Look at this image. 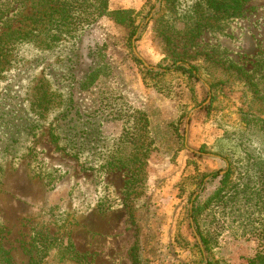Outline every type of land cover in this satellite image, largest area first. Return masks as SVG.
Wrapping results in <instances>:
<instances>
[{
  "label": "rangeland",
  "instance_id": "obj_1",
  "mask_svg": "<svg viewBox=\"0 0 264 264\" xmlns=\"http://www.w3.org/2000/svg\"><path fill=\"white\" fill-rule=\"evenodd\" d=\"M127 3L141 6L133 9L141 11L146 0ZM192 3L171 0L162 6L161 0L157 2L150 17L161 7L164 18L157 26L164 22V28L169 29L168 46L155 35L153 21L133 44L136 55L152 67L171 66L173 55H181L183 61L197 66L201 81H188L176 71L155 79L156 90H147L127 48L107 41L104 62L111 67L109 76L77 98L84 110L92 111L99 98L115 90L144 112L152 125L160 120L171 122L179 111L187 113L179 126L186 148L179 151L176 137L164 135V129L154 131L161 138L148 154L145 189L135 200L137 208L141 206L136 218L143 238V257L149 264H185L194 258L183 241L189 236V200L199 196L201 204L214 193L219 178L202 183L199 178L224 172L227 161L233 171L225 200L230 219L219 228L209 224L211 212L207 210L202 216L211 226V238L216 239L211 242L210 258L220 264H250L257 253L264 251V136L246 131L238 109L250 105L264 113V0H248L240 15L214 22L197 38L187 36L181 19L182 11ZM26 6L24 0H0L6 13L0 35L20 25V15L23 11L27 14ZM102 27L98 22L91 35L80 40L83 48L91 39L103 43L106 36L120 37L115 25L117 35L106 34L100 39L97 29ZM146 33L162 55L155 66L136 51V42ZM64 44L50 50L16 45L0 58V248L13 264L41 259L40 244L47 240L62 250L71 243L75 251L88 256L91 264H131L129 250L135 227L130 225L124 208L125 171L102 173L91 169L50 141L58 97L53 95L46 105L41 86L48 74L49 78L65 75L63 61L68 46ZM118 47L126 50L125 56L108 55L110 49ZM133 78L142 84V95L133 90ZM219 81L224 83L212 92L204 84ZM170 111L175 116L167 120L162 112L168 115ZM106 129L110 134L117 132L119 124H107ZM199 149L207 154L192 153ZM51 257L52 253L40 264H53Z\"/></svg>",
  "mask_w": 264,
  "mask_h": 264
},
{
  "label": "trees",
  "instance_id": "obj_2",
  "mask_svg": "<svg viewBox=\"0 0 264 264\" xmlns=\"http://www.w3.org/2000/svg\"><path fill=\"white\" fill-rule=\"evenodd\" d=\"M158 1L146 0L144 10L135 11L113 10L110 8V0H24L27 3L24 7L27 14L23 11L20 15V25L16 28L10 27L7 33L0 35V58L9 54L16 45H32L50 50L58 44H67L68 49L63 61L65 75L59 77L51 75L49 78L48 74L46 76L48 80L41 86V96L46 105L53 95L58 97V109L52 116L49 129L50 141L56 147L82 159L91 169L93 167L102 173L125 171L124 208L130 225L135 227L134 242L129 250L131 264H149L148 259L143 257L142 235L138 230L136 218V212L141 206L137 208L135 200L145 189L148 154L154 149L156 140L161 138V135L157 136L154 131L159 133L160 129H164V135L170 133L176 137L179 151L186 148L185 138L179 134V126L187 113L179 111L171 122L164 123L160 120L152 125L144 112L127 103L115 90H108L105 96L99 98L92 111L84 110L77 97L91 91L101 78L109 76L111 67L104 62L109 44L107 41L127 48L131 58L140 68L147 90H156L155 79L176 71L186 76L188 81H201L197 66L183 61L181 55H173L174 61L171 66L152 67L134 53L133 40L139 39L143 28L150 21L156 24L154 32L161 43H166L167 46L170 44L169 36L166 34L169 29L164 28L165 23L161 22L162 25L160 23V27L157 26L164 18V13H160L161 7L158 13L150 17ZM169 1L171 0H161L160 5L163 6ZM247 1L193 0V3L181 13L183 28L187 36L197 38L214 22L234 19L240 15ZM5 14V10L0 7V26L5 21ZM102 18H107L116 25L120 37L114 39L106 36V41L103 43L91 39L83 48L80 40L86 35H91ZM163 52H166V47L163 48ZM146 78L150 79L151 85L147 83ZM223 83L204 82L209 92L220 89ZM48 108L43 111L47 112ZM238 115L246 131L264 136L263 112L255 111L250 105H244L238 109ZM107 124H119V129L110 134L106 129ZM192 153L198 156L207 154L203 149ZM227 164L224 172L217 171L199 178L200 183L206 179L210 181L219 178V187L214 193L201 204L198 202L199 196L189 200L191 204V209L187 210L189 236H184L183 241L194 258L185 264H220L210 258L212 243H215L216 239L211 238L209 224L220 228L230 219L225 210V200L232 185L230 181L233 171L229 161ZM207 210L213 214L209 224L205 223L202 217ZM215 214L220 217L217 218ZM262 237L261 240L264 242V234ZM40 247L43 253L41 259L33 258L29 264H40L51 253L53 264H91L88 256L75 251L71 243L64 250L56 248L50 240L41 243ZM263 263L264 251L257 253L250 261V264ZM0 264H13L2 248H0Z\"/></svg>",
  "mask_w": 264,
  "mask_h": 264
},
{
  "label": "crops",
  "instance_id": "obj_3",
  "mask_svg": "<svg viewBox=\"0 0 264 264\" xmlns=\"http://www.w3.org/2000/svg\"><path fill=\"white\" fill-rule=\"evenodd\" d=\"M119 2H117L116 0H110V8L115 10V9H140L137 8L135 5H130L129 3H127V0H118ZM99 24L102 25L103 27L98 28L97 29V33L100 37V39H104L106 34L109 35H117V29L115 28V25L112 21H110L107 18H102L99 21ZM136 51L138 52V54L145 60H148L150 62H155V63H151L154 66L159 63L162 59V55L160 54L158 48L156 47V45L154 44V42L152 41V38L150 37L149 34H144V36L142 37V39L138 42H136ZM118 55V56H125L126 54V50L123 49L122 47H118V48H112V50L110 49L108 51V55ZM115 62H117L118 60L114 59ZM113 62V60H112ZM133 90L136 91L139 95H142L143 88H142V84L140 82H137L136 78H133ZM163 117H165L167 120H169L170 118L175 116V112L174 111H170V113H168V115H165L163 112ZM193 126L191 127V131H193ZM181 154H183V151L180 152V157ZM182 162V161H181ZM183 166V165H181ZM142 243H143V238H142Z\"/></svg>",
  "mask_w": 264,
  "mask_h": 264
},
{
  "label": "water",
  "instance_id": "obj_4",
  "mask_svg": "<svg viewBox=\"0 0 264 264\" xmlns=\"http://www.w3.org/2000/svg\"><path fill=\"white\" fill-rule=\"evenodd\" d=\"M134 53H135V50H134ZM136 54V53H135ZM209 100V99H208ZM188 122H189V118H187L186 120V129H187V125H188ZM195 198V196L193 197V199ZM190 209H191V205H190ZM197 239V238H196ZM198 243H199V240L197 239Z\"/></svg>",
  "mask_w": 264,
  "mask_h": 264
}]
</instances>
